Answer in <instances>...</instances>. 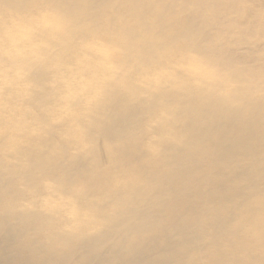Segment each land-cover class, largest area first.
Segmentation results:
<instances>
[{"label": "bare ground", "instance_id": "6f19581e", "mask_svg": "<svg viewBox=\"0 0 264 264\" xmlns=\"http://www.w3.org/2000/svg\"><path fill=\"white\" fill-rule=\"evenodd\" d=\"M0 264H264V0H0Z\"/></svg>", "mask_w": 264, "mask_h": 264}, {"label": "rangeland", "instance_id": "374dc122", "mask_svg": "<svg viewBox=\"0 0 264 264\" xmlns=\"http://www.w3.org/2000/svg\"><path fill=\"white\" fill-rule=\"evenodd\" d=\"M66 210H67V208H66Z\"/></svg>", "mask_w": 264, "mask_h": 264}]
</instances>
